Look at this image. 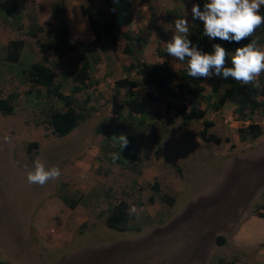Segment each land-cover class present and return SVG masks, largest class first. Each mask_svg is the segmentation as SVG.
Returning a JSON list of instances; mask_svg holds the SVG:
<instances>
[{
  "label": "rangeland",
  "instance_id": "1",
  "mask_svg": "<svg viewBox=\"0 0 264 264\" xmlns=\"http://www.w3.org/2000/svg\"><path fill=\"white\" fill-rule=\"evenodd\" d=\"M53 1L33 0L16 20L0 16V98L16 97L12 115L0 112V260L10 264H214L223 257L235 264H264V217L257 210L264 195V112L244 120L231 103L215 109L206 81L202 92L206 98L199 99L203 117L184 122L178 112L181 105L188 111L192 98L180 87L179 70L187 59L170 57L165 43L174 34L176 19L185 17L189 26L198 20L191 16L194 0H65L74 40L96 42L80 11L81 4L93 2L99 21L113 16L121 31L148 37L145 46L138 44L142 53H134V61H166L174 72L171 92L147 104L142 125L136 121L132 131L125 129L139 157L135 169L113 161L119 143L107 138L106 125L116 119V101L130 91L145 97L153 89L142 85L116 93L117 80L140 79L133 70L125 72L133 60L122 52L124 41L100 52L87 88L73 94L85 118L68 135L57 137L48 123V108L64 110L62 101L47 98L43 89L38 95L25 94L30 83L21 69L30 62L51 66L66 95L75 83L64 76L80 66L78 53L44 51L43 33L29 35L32 17L44 28L54 26ZM151 9L166 31L162 39L151 29ZM262 27L253 35L257 47L264 49L257 39ZM13 39H23L24 46L20 61L8 64L6 46ZM256 85L264 87V73ZM205 121L211 123L209 127ZM249 123L260 125L263 132L242 141L238 129ZM37 158L46 167L58 166L59 179L44 186L29 184L27 172ZM61 195L75 201L74 207ZM122 200L129 204L132 219L129 230L118 232L107 227L105 217Z\"/></svg>",
  "mask_w": 264,
  "mask_h": 264
},
{
  "label": "trees",
  "instance_id": "2",
  "mask_svg": "<svg viewBox=\"0 0 264 264\" xmlns=\"http://www.w3.org/2000/svg\"><path fill=\"white\" fill-rule=\"evenodd\" d=\"M108 1L109 0H107V2ZM32 2L33 0H0V16L4 20L19 19V15L24 13ZM205 2L206 0H194L193 4H199L201 10H203V4ZM51 11L55 23L54 26L44 28L37 23L35 17H32L29 24V35L35 37L38 33H43L44 40L40 44V47L44 51H50L59 55H66L74 51L78 53L80 66L74 71L71 70L66 72L64 76V78H69L75 83L71 89V93L66 95L61 91L63 85L56 81V73L51 66L41 61L30 62L21 69V75L24 76L26 82L30 83V88L25 94L31 95L34 92L38 95L43 89L47 98H55L58 101H62L65 107L64 110H56L52 107L48 108V123L51 125L52 131L57 137L68 135L85 118L82 110L78 108L76 98L73 97V94L81 91L83 88H87L86 84L90 77V73L94 71L95 65L100 62V52H106L109 47L118 44L120 41H124L122 52L131 56L133 60L130 66L124 67L126 70L125 72L133 70L140 79L134 80L126 76L125 78L117 80L115 82L116 93H118L120 88H136L142 85L150 86L153 89L152 91L146 92L145 97L130 91L123 100L116 101L115 107H113L116 119L112 120L106 126L110 129L107 138L117 140L116 143H119L118 139L113 136H119L123 133L126 135L125 129L132 131L136 121L138 126L142 125V120L147 112V104L158 100L161 94L171 92L170 83L172 82L174 72L168 67L166 61L161 63L134 61V59H136L134 53L137 56H140L142 53L138 44L140 47L145 46L148 43V37L143 38L135 34L121 31L113 16L109 19L99 21L97 5L93 2H90L88 5H80L81 14L87 18L90 29L95 37L96 42L93 44H85L76 41L70 35L66 20L65 0H54L51 3ZM260 12L264 15V5L261 6ZM151 29L155 31L158 39H162L165 36L166 31L159 23L152 9ZM189 29L191 33L189 39L202 51L211 53L213 51V44H220L224 47L229 52L227 66H231V54L236 48L242 47L252 40H255V36L253 35L249 38H245L240 43L223 41L218 38L210 41L207 36L202 34L203 22L200 20L190 25ZM261 31L257 39L264 43V26ZM23 46V39L8 41L4 62L8 64L18 63V61H20L19 57ZM179 73L180 87L185 89V92L192 97L189 100L190 107L188 111L184 105L178 108V112L183 117L184 122L199 120L203 117L204 110L200 109L199 99L201 98L204 100L206 98L202 95L204 81H206L209 86V97L213 98V106L215 109H219L224 104L231 103L235 106V113L244 120L248 119L256 112H264V99L258 100L259 96L264 98L263 85L260 87L256 85V82L243 85L231 77L228 79L216 76L209 79L193 78L187 74V60L183 68L179 70ZM15 98V94L6 98H0V112L5 115H12L16 106L14 103ZM124 109L127 110L126 114H124ZM135 116H138L140 119ZM210 124V122L205 121V126L209 127ZM262 132L263 130L260 125L249 123L247 126L238 129V136L240 140L244 141L247 139H256L261 136ZM202 134L204 135V131ZM210 138L216 140L213 135H210ZM30 145L35 146L36 143ZM116 150L121 154L120 158L116 160L118 163H122L132 169L136 168L139 157L137 151L130 143L123 151L119 143ZM153 188L155 190L158 189L156 183ZM60 198L69 206L74 207L75 201L70 202L71 200L66 195H61ZM161 199L167 200L168 202L172 201V198L162 197ZM257 210H260L259 216L264 217V195L261 203L257 205ZM105 219L107 227L113 230L118 232L129 230L128 224L132 219L129 204L125 200L119 201L108 210ZM219 242L222 243L223 239L220 238ZM0 264L10 263L0 260ZM214 264H235V262L220 257Z\"/></svg>",
  "mask_w": 264,
  "mask_h": 264
},
{
  "label": "clouds",
  "instance_id": "3",
  "mask_svg": "<svg viewBox=\"0 0 264 264\" xmlns=\"http://www.w3.org/2000/svg\"><path fill=\"white\" fill-rule=\"evenodd\" d=\"M262 5L264 0H206L203 10L199 4H193L191 16L193 20L203 22L202 34L210 41L218 38L240 43L264 26V15L260 12ZM173 31L171 40L165 43V52L179 61L187 59V74L190 77H231L243 85H248L256 82L261 73H264V49L257 47L255 40L236 48L231 54V66H227L229 52L220 44H213L211 53L204 52L193 44L189 39V20L185 17L174 21ZM113 137L118 139L122 151L127 148L129 141L126 135ZM4 140L9 142L10 138L5 136ZM120 155L113 153V161L118 160ZM60 176L61 170L58 166L46 167L37 158L33 169L27 172V181L29 184L44 186Z\"/></svg>",
  "mask_w": 264,
  "mask_h": 264
}]
</instances>
